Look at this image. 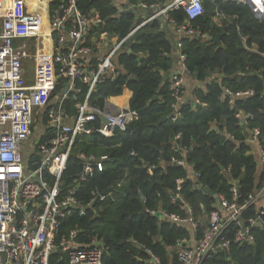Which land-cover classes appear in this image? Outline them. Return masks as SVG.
Listing matches in <instances>:
<instances>
[{
	"label": "built area",
	"instance_id": "built-area-1",
	"mask_svg": "<svg viewBox=\"0 0 264 264\" xmlns=\"http://www.w3.org/2000/svg\"><path fill=\"white\" fill-rule=\"evenodd\" d=\"M40 1L43 5L38 7L31 6V0H0V264H103L105 244L96 233L80 228L61 233L60 229L67 217L86 216L98 202L122 195L119 183L104 189L105 193L94 187L88 198L82 195L83 184L103 171L107 156L80 152V168L70 178L63 176L70 155L84 137L123 132L137 113L128 102L118 105L111 97L98 108L90 103V95L119 74L116 57L130 50L133 34L160 19L174 36L176 63L166 75L173 98L172 121L181 117L182 106L189 102L194 107L206 106L196 95L186 93L183 77L188 70L182 52L183 37L211 40L191 23L204 13L203 1L114 0L118 13L133 9L142 14L141 22L122 38L99 31L100 13L82 12L76 0H60L55 7H51L53 0ZM223 1L245 4L257 19L264 18V0ZM173 9L184 11V23L169 18ZM254 93L252 88L222 87V96L230 105ZM68 100L73 101L70 107ZM236 117L246 123L252 114L241 110ZM248 141L256 145L264 170L258 128H253ZM174 150L176 155L169 163L183 167L199 187L200 174L187 163L183 147L177 142ZM182 180L175 179L168 197L186 212L184 216L163 208L145 210L190 230V237L167 246L178 264H206L213 255L227 253L234 243L253 242L255 228L264 230V184L240 203L236 185L230 199L218 195L219 203L205 214L206 227L199 236L200 223L180 193ZM253 205L259 208L247 215ZM146 252V264H162L151 250Z\"/></svg>",
	"mask_w": 264,
	"mask_h": 264
},
{
	"label": "trees",
	"instance_id": "trees-1",
	"mask_svg": "<svg viewBox=\"0 0 264 264\" xmlns=\"http://www.w3.org/2000/svg\"><path fill=\"white\" fill-rule=\"evenodd\" d=\"M202 1L204 13L191 23L211 40L183 37L182 52L188 74L204 86L196 87L192 94L206 106L194 107L189 102L182 106L181 117L172 121L173 98L166 74L176 63L174 36L160 19L146 23L133 34L130 50L120 51L116 57L119 74L90 95V103L103 108L110 97L122 105L128 95L124 91L130 90L129 108L137 113L123 132L110 137L96 133L84 137L70 155L63 176L70 178L80 168V152L107 156L103 171L83 184L82 195L86 199L94 187L104 190L117 183L122 195L98 202L86 216L67 217L60 229L61 233L70 228L96 233L105 244L103 264H146V250L156 254L162 264H178L167 246L190 237V230L145 211L163 208L186 214L168 197L176 178L183 179L180 193L200 223L199 236L206 227L204 213L208 215L216 208V200L204 186L230 199L232 186L236 185L240 203L264 184V170L258 172L256 156L248 144L253 128H258L264 149V18L257 19L247 5L236 1ZM59 2L53 0L51 7ZM36 3L43 5L42 1ZM76 3L82 12L98 11L103 18L98 30L109 36L124 37L142 19L141 13L133 9L118 13L114 0ZM168 16L177 24L187 19L182 9L170 10ZM216 17L220 24L215 22ZM219 33L223 34L216 43L215 35ZM223 86L233 90L252 88L255 93L230 105L222 96ZM83 97L84 93L78 98ZM72 104L67 101L68 107ZM241 110L252 114L246 123L236 117ZM164 116L167 120L154 126ZM177 134L180 137L175 141ZM177 142L185 151L187 163L200 174L199 187L194 186L183 167L169 163L176 155ZM258 208L253 205L246 214L252 215ZM206 264H264V230L255 228L253 242L234 243L227 253L213 255Z\"/></svg>",
	"mask_w": 264,
	"mask_h": 264
},
{
	"label": "crops",
	"instance_id": "crops-1",
	"mask_svg": "<svg viewBox=\"0 0 264 264\" xmlns=\"http://www.w3.org/2000/svg\"><path fill=\"white\" fill-rule=\"evenodd\" d=\"M36 1L37 0H31V2H30V4H31V6H34V5H36V6H40V3H36ZM38 1H40V0H38ZM142 15V14H141ZM215 22L218 20L219 21V18L218 17H216L215 19ZM217 23V22H216ZM218 24V23H217ZM161 25H162V23H161ZM162 26H164V25H162ZM166 27V26H165ZM166 28H168L170 31H171V29H170V27H166ZM168 74V73H167ZM166 74V75H167ZM184 86H185V90H186V93L187 94H190L191 95V93H192V91L196 88V87H201V85H203V83H200V82H198L197 80H194L189 74H184ZM193 87V90H191V88ZM128 93V95H127V98H126V100H125V103H123V104H126L127 102L129 103V100H130V98H131V95H132V92L130 91V90H125L124 91V93ZM123 93V94H124ZM122 94V95H123ZM111 98H113V97H111ZM112 100V99H111ZM113 101V100H112ZM122 104V105H123ZM248 144L251 146V151H252V153L253 154H255V156H256V159H257V163H258V172H260V171H262L263 169H262V166H261V164H260V161H259V156H258V149H257V147H256V145L254 144V143H252V142H250V141H248ZM261 203H264V197L262 198V202Z\"/></svg>",
	"mask_w": 264,
	"mask_h": 264
},
{
	"label": "water",
	"instance_id": "water-1",
	"mask_svg": "<svg viewBox=\"0 0 264 264\" xmlns=\"http://www.w3.org/2000/svg\"><path fill=\"white\" fill-rule=\"evenodd\" d=\"M222 34L223 33H219V34L215 35V42L216 43H220V38H221ZM103 120H105V119L103 118ZM166 120H167V117L164 116L161 119H159V121L157 123H155L154 126H158L160 123L165 122ZM203 189L214 197L217 204L219 203V197L216 193L212 192L207 186H204ZM106 191L107 190H103L102 192L105 193ZM204 219H205V213H204ZM53 250H55V248Z\"/></svg>",
	"mask_w": 264,
	"mask_h": 264
},
{
	"label": "rangeland",
	"instance_id": "rangeland-1",
	"mask_svg": "<svg viewBox=\"0 0 264 264\" xmlns=\"http://www.w3.org/2000/svg\"><path fill=\"white\" fill-rule=\"evenodd\" d=\"M216 22H217L218 24H220L218 20H217ZM31 68H32V67H30L29 70H31ZM191 90H193V87L191 88ZM192 92H193V91H192ZM37 132H38V129L36 128V133H37Z\"/></svg>",
	"mask_w": 264,
	"mask_h": 264
},
{
	"label": "bare ground",
	"instance_id": "bare-ground-1",
	"mask_svg": "<svg viewBox=\"0 0 264 264\" xmlns=\"http://www.w3.org/2000/svg\"><path fill=\"white\" fill-rule=\"evenodd\" d=\"M112 102H114V101H112ZM115 104H117L116 102H114ZM119 105V104H118Z\"/></svg>",
	"mask_w": 264,
	"mask_h": 264
}]
</instances>
